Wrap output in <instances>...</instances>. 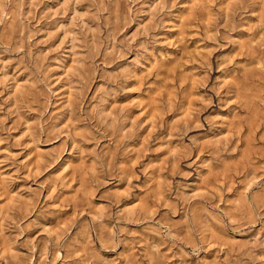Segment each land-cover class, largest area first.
<instances>
[{"label": "rangeland", "instance_id": "obj_1", "mask_svg": "<svg viewBox=\"0 0 264 264\" xmlns=\"http://www.w3.org/2000/svg\"><path fill=\"white\" fill-rule=\"evenodd\" d=\"M0 264H264V0H0Z\"/></svg>", "mask_w": 264, "mask_h": 264}]
</instances>
